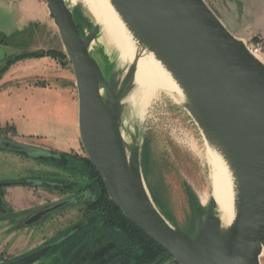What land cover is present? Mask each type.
<instances>
[{
	"label": "water",
	"instance_id": "water-1",
	"mask_svg": "<svg viewBox=\"0 0 264 264\" xmlns=\"http://www.w3.org/2000/svg\"><path fill=\"white\" fill-rule=\"evenodd\" d=\"M110 1L139 44L172 74L206 141L227 161L236 182L237 213L234 222L223 227L212 197L204 211L196 212L193 234L166 219L147 189L137 137L128 144L123 135V99L135 87L136 64L106 77L90 51L100 26L84 34L67 0H46L76 76L81 141L110 199L172 256L166 264H261L264 62L234 36L205 0ZM8 59L0 45V73ZM0 148L32 158L50 156L45 150L13 141L0 140ZM12 186L38 184L0 183V188ZM71 203L41 209L23 226H34ZM55 247L50 244L3 264H35Z\"/></svg>",
	"mask_w": 264,
	"mask_h": 264
},
{
	"label": "rangeland",
	"instance_id": "rangeland-1",
	"mask_svg": "<svg viewBox=\"0 0 264 264\" xmlns=\"http://www.w3.org/2000/svg\"><path fill=\"white\" fill-rule=\"evenodd\" d=\"M205 2L234 36L244 42H249L256 35H264V0ZM67 3L77 19L88 20L84 34H89L96 25L92 15L82 4L77 7L72 6L68 0ZM18 6L15 1L14 22L10 15L0 13V45L9 46L6 47L10 56L26 55V63L30 62L32 65H26V84H8L0 92L5 99L6 94L10 93L12 103L26 99V145L69 157L64 158L63 164L59 165L53 160H36L21 154L0 151V183L38 179L45 184V187L26 186L37 198V204L30 210L15 212L7 202L4 205L0 203V211L4 207L6 209L0 212V264L32 253L57 241L74 228H81L86 221L90 222L85 203L87 196H91L92 189L85 186L91 182L97 189L93 180L83 175L81 168L69 167L70 162L74 168L80 167L81 160L87 154L79 132L76 76L65 53L59 30L50 17L47 3L26 0V34H18ZM43 11H46V17L42 15ZM100 32L101 29L90 51L106 77H110L123 68L118 55L98 42ZM39 52L46 56L32 57ZM49 52L53 53L48 55ZM44 57L51 60L52 69L36 67V62ZM260 57L264 61V56ZM118 78H121V74ZM19 87L21 88L17 89ZM54 89L56 94H52ZM133 91L134 89L123 99L124 139L132 144L133 137H137L147 189L151 197L153 192L157 194L166 207L169 218L166 219L172 225L194 233L196 212L204 211L212 198L209 144L187 110L185 98L162 93L158 99L154 97L147 103L129 102L128 97ZM0 135L1 138L16 142L12 132ZM146 145L149 147L148 159L144 155ZM187 186L197 195L200 203L197 209L189 201ZM7 189H2L4 195ZM72 199L78 201L48 215L34 226H23V222L33 212ZM64 250L66 251L59 248L50 252L35 264H63L61 256L64 255ZM261 264H264V253Z\"/></svg>",
	"mask_w": 264,
	"mask_h": 264
},
{
	"label": "trees",
	"instance_id": "trees-1",
	"mask_svg": "<svg viewBox=\"0 0 264 264\" xmlns=\"http://www.w3.org/2000/svg\"><path fill=\"white\" fill-rule=\"evenodd\" d=\"M53 52H49L51 55ZM46 54L36 53L32 57L40 58ZM26 59V55H17L8 59V65L2 70V75L17 61ZM1 140V139H0ZM0 150H3L0 148ZM149 147L144 146L145 158L149 157ZM49 157H36V160H53L62 165L69 156L49 152ZM27 156L26 154H21ZM29 157V156H27ZM65 158V159H64ZM71 161V159H70ZM84 176L93 180L97 189L90 182L87 189H92L91 196H87L86 206L90 222L84 223L81 228H74L71 232L60 237L53 249H66L62 255L63 264H166L172 256L155 241H153L140 227L129 221L120 208L110 199L103 179L88 157L81 160ZM99 187V189H98ZM189 201L194 209L200 206L197 195L187 186ZM152 198L160 212L168 218L166 207L158 195L152 193ZM0 203L4 205L3 194L0 189ZM169 219V218H168ZM190 234H192L190 232ZM102 251L101 256L98 252ZM52 251V252H53Z\"/></svg>",
	"mask_w": 264,
	"mask_h": 264
},
{
	"label": "bare ground",
	"instance_id": "bare-ground-1",
	"mask_svg": "<svg viewBox=\"0 0 264 264\" xmlns=\"http://www.w3.org/2000/svg\"><path fill=\"white\" fill-rule=\"evenodd\" d=\"M68 1L72 6L82 4L89 11L96 24L101 28L98 42L110 52L118 55L122 68L136 64L135 88L128 97L129 102L141 101L147 103L154 97L158 99V96L162 93L171 96L179 95L185 98L183 90L172 74L153 52L139 44L110 0ZM254 55L264 62L260 56ZM208 154L210 155L209 177L212 197L217 202L218 215L222 226L226 228L236 218V182L227 161L210 144Z\"/></svg>",
	"mask_w": 264,
	"mask_h": 264
},
{
	"label": "crops",
	"instance_id": "crops-1",
	"mask_svg": "<svg viewBox=\"0 0 264 264\" xmlns=\"http://www.w3.org/2000/svg\"><path fill=\"white\" fill-rule=\"evenodd\" d=\"M18 2L17 7V23L19 25V33L25 35L26 32V0H0V13L5 16H11L14 22L13 7L14 2ZM45 12V14H44ZM42 15L46 17V11L42 12ZM5 45L3 48L8 54V58L17 55H9L8 48ZM9 47V46H8ZM36 67L45 69L46 67L52 69L51 60L47 57L41 58ZM26 65H32L30 62L26 63V59H22L14 63L8 71H6L0 80V90L8 84L21 86L26 84V74L28 70ZM51 67V68H50ZM37 69V68H35ZM34 70V69H33ZM38 70V69H37ZM21 87L17 88L20 89ZM48 90V89H47ZM49 93L52 92L48 91ZM56 94L54 89L52 94ZM5 94V93H4ZM10 93H7V99L4 98L0 92V126H7L14 135V140L18 143L26 144V99L19 100L15 103L11 102ZM5 99V100H4ZM44 105V104H43ZM32 190V189H31ZM33 192H30L26 186L10 187L5 192V200L9 207L15 212H25L33 208L37 202Z\"/></svg>",
	"mask_w": 264,
	"mask_h": 264
},
{
	"label": "flooded vegetation",
	"instance_id": "flooded-vegetation-1",
	"mask_svg": "<svg viewBox=\"0 0 264 264\" xmlns=\"http://www.w3.org/2000/svg\"><path fill=\"white\" fill-rule=\"evenodd\" d=\"M76 20H77V22L79 23V25H80V30L81 31H85V27L87 26V24H88V20H86V19H77L76 18ZM93 28H91V30H92ZM1 74V73H0ZM1 80V79H0ZM9 132H10V130H9V128L7 127V126H4V127H1L0 126V134L1 133H4V134H9ZM0 139L1 140H3V141H9V140H6V139H4V138H1V135H0ZM38 149V148H37ZM0 151H4V150H0ZM43 157V156H42ZM30 158V157H29ZM29 181H33V182H36L37 184H38V186L37 187H45V184H44V182L42 181V180H38V179H35V180H29ZM5 188H9V187H5ZM1 189V191H2V194H3V200H4V204H6L5 202H6V200H5V195H4V193H3V188H0ZM65 201H71L72 203L70 204V205H72V204H74V203H76L78 200L77 199H72V200H65ZM67 206H69V205H67ZM67 206H65V207H67ZM4 211H6V209H5V207H4V209L2 210V211H0V212H4ZM37 211H39V210H37ZM37 211H35V212H33L28 218H30L34 213H36ZM47 217V216H46ZM27 218V219H28ZM45 218V217H44ZM26 219V220H27ZM43 219V218H42ZM41 219V220H42ZM40 220V221H41ZM87 222V221H86ZM85 222V223H86ZM193 234V233H192ZM59 242H57V243H55V242H52V243H50V244H56V246H57V244H58ZM50 244H48V245H50ZM47 246V245H46ZM53 251V250H52ZM51 251V252H52ZM102 251L103 250H100L99 252H98V255H100L101 256V254H102ZM62 257V256H61Z\"/></svg>",
	"mask_w": 264,
	"mask_h": 264
},
{
	"label": "built area",
	"instance_id": "built-area-1",
	"mask_svg": "<svg viewBox=\"0 0 264 264\" xmlns=\"http://www.w3.org/2000/svg\"><path fill=\"white\" fill-rule=\"evenodd\" d=\"M46 4V0H40ZM249 50L258 56H264V35H256L254 38L246 42Z\"/></svg>",
	"mask_w": 264,
	"mask_h": 264
}]
</instances>
